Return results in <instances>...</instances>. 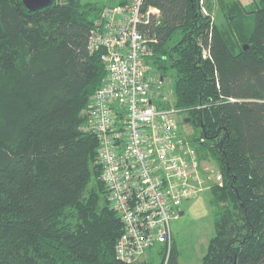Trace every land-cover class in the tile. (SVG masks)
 <instances>
[{
	"label": "trees",
	"instance_id": "trees-1",
	"mask_svg": "<svg viewBox=\"0 0 264 264\" xmlns=\"http://www.w3.org/2000/svg\"><path fill=\"white\" fill-rule=\"evenodd\" d=\"M201 1L144 0L160 10L146 26L158 41L149 63L164 80L173 74L197 152L225 180L212 185L215 233L200 264H264V0H218L217 21ZM128 2L30 10L0 0V264H156L118 258L123 224L101 180L97 135L84 130L107 73L90 32L105 7ZM166 264H180L174 239Z\"/></svg>",
	"mask_w": 264,
	"mask_h": 264
},
{
	"label": "built area",
	"instance_id": "built-area-1",
	"mask_svg": "<svg viewBox=\"0 0 264 264\" xmlns=\"http://www.w3.org/2000/svg\"><path fill=\"white\" fill-rule=\"evenodd\" d=\"M159 14L158 8H145L144 0L105 7L88 40L91 51L104 50L107 73L85 111L84 130L99 141L101 180L123 224L116 253L128 263L161 247L166 264L173 248L171 222L182 216L183 202L205 190L210 180L224 183L182 129L187 109L176 107L159 90L163 78L150 75L158 41L146 26ZM159 98L167 106L160 108Z\"/></svg>",
	"mask_w": 264,
	"mask_h": 264
},
{
	"label": "rangeland",
	"instance_id": "rangeland-1",
	"mask_svg": "<svg viewBox=\"0 0 264 264\" xmlns=\"http://www.w3.org/2000/svg\"><path fill=\"white\" fill-rule=\"evenodd\" d=\"M87 1V0H85ZM102 1V0H94ZM230 1V0H226ZM240 1V0H239ZM248 8H251L253 0H242ZM207 4L212 8L211 12L207 9ZM115 5H110L113 8ZM202 7L206 10L204 14L211 15L213 21L220 19L222 9L218 0H203ZM150 75L153 77L160 76V72L154 66L151 69ZM165 83L159 89L166 94V97H170V101L174 102V77L171 72L166 74ZM164 79V78H163ZM181 127L190 135L192 144L197 148L199 143L192 139V134H196L194 127L189 122L181 121ZM213 166L214 170L219 171V168L212 158H206ZM209 180V179H208ZM216 184L215 179L206 183V188L202 192L196 193L193 198L183 202V214L180 218L172 220V233L175 244L179 250V263L180 264H200L202 257L205 255L209 239L214 235V214L213 206L211 205V189L212 185ZM157 247L151 250L147 259L154 257L156 264H159L160 259L157 255Z\"/></svg>",
	"mask_w": 264,
	"mask_h": 264
},
{
	"label": "water",
	"instance_id": "water-1",
	"mask_svg": "<svg viewBox=\"0 0 264 264\" xmlns=\"http://www.w3.org/2000/svg\"><path fill=\"white\" fill-rule=\"evenodd\" d=\"M52 1L53 0H23V3L28 9L37 10L50 5ZM185 121L189 122V119L187 118Z\"/></svg>",
	"mask_w": 264,
	"mask_h": 264
},
{
	"label": "bare ground",
	"instance_id": "bare-ground-1",
	"mask_svg": "<svg viewBox=\"0 0 264 264\" xmlns=\"http://www.w3.org/2000/svg\"><path fill=\"white\" fill-rule=\"evenodd\" d=\"M107 8H111V7H107ZM153 87L155 88V91L157 92V81L156 80L153 81Z\"/></svg>",
	"mask_w": 264,
	"mask_h": 264
},
{
	"label": "crops",
	"instance_id": "crops-1",
	"mask_svg": "<svg viewBox=\"0 0 264 264\" xmlns=\"http://www.w3.org/2000/svg\"><path fill=\"white\" fill-rule=\"evenodd\" d=\"M256 1H258V0H253L251 4H254V2H256ZM240 2H241L243 5H246L245 3H243L242 0H240ZM185 122H186V121H185Z\"/></svg>",
	"mask_w": 264,
	"mask_h": 264
}]
</instances>
